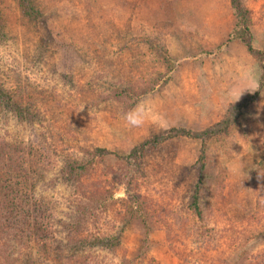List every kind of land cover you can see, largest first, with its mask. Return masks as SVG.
Listing matches in <instances>:
<instances>
[{
  "label": "rangeland",
  "instance_id": "1",
  "mask_svg": "<svg viewBox=\"0 0 264 264\" xmlns=\"http://www.w3.org/2000/svg\"><path fill=\"white\" fill-rule=\"evenodd\" d=\"M118 1L0 0V88L13 104L0 110V164L20 170L24 200L51 231L21 237L0 219V264H264V88L226 135L129 156L171 129L203 131L257 90L230 0H166L177 23L137 21ZM242 2L264 53V0ZM170 55L195 56L209 75L198 96L170 84ZM138 104L147 118L132 127L125 114ZM83 208L92 214L75 232Z\"/></svg>",
  "mask_w": 264,
  "mask_h": 264
},
{
  "label": "trees",
  "instance_id": "2",
  "mask_svg": "<svg viewBox=\"0 0 264 264\" xmlns=\"http://www.w3.org/2000/svg\"><path fill=\"white\" fill-rule=\"evenodd\" d=\"M230 7L235 21L232 29V36L244 46L247 53L258 64V67L261 72L257 90L253 94H247L239 102L229 104L222 118L212 126L205 128L203 131L191 132L185 129H171L169 134L166 136H155L154 138H152V140H144L138 146L132 148L129 154L130 158L136 159V155H138V153L141 154L144 151L145 147L151 144L152 142H154L155 144L161 143L166 139L173 138L175 136L192 137L205 141L211 139L212 137L224 134L226 135L228 133L229 128L237 123L238 117L242 110L249 106V104L256 101L260 90L264 88V53L260 50L255 49L252 46V21L250 17V12L244 6L242 0H230ZM9 101L10 100L7 96V92H4V90L0 88V110H2L3 108L5 110H12V107L10 105L13 104H9ZM18 112L26 113L25 118H27V112H22L21 110H18ZM35 118L36 117L34 114H30L29 121L32 122ZM94 153L99 156L108 154L112 155V153L108 150L98 148L94 150ZM80 167L81 166H78L77 169H80ZM18 172H20L18 168L9 166V164L7 163L0 164V196H3V199H0V219H4V221H6L4 222V224L8 225L7 222H9V217L11 216L12 220L14 221L13 223L15 225L21 226V228L16 226L17 231L24 233V235L21 237L29 238L30 236L28 235L40 234V236L42 235V237L44 238L48 236L47 233H51V231H43V228L41 226L42 220H40L39 218V216H41V211L38 212L36 210V207L34 208L36 204L28 205L27 202L24 200L25 194L23 192H25V190L22 187L23 185L24 187H26V182H22L20 180L21 178H19ZM15 173L17 174L15 175ZM4 202L5 204L3 208H1ZM193 207L196 210V213L199 215V211H197V196L193 197ZM2 211L3 214H1ZM91 214V209L89 210L83 208L82 210H80L78 214H76V216H74L72 220H70L72 225H74L73 227H71V229L74 228L73 230H75V232L80 231L83 228V222H86L84 220L88 219ZM31 219L32 222H30ZM117 242L118 240L116 241L114 236L111 237V239L109 240L108 248L115 245V243ZM36 243H40L38 245L44 247L41 242ZM94 244L96 245V247L99 245L101 248L107 246L106 244H104V242H101L100 240H96Z\"/></svg>",
  "mask_w": 264,
  "mask_h": 264
},
{
  "label": "crops",
  "instance_id": "3",
  "mask_svg": "<svg viewBox=\"0 0 264 264\" xmlns=\"http://www.w3.org/2000/svg\"><path fill=\"white\" fill-rule=\"evenodd\" d=\"M112 2L111 7H114L116 9L117 5H120V2L118 0H110ZM139 0H130L129 5L135 6L134 11L132 12L131 16H133V19H136L137 21H153V22H165V21H171L177 23V20L179 18V14L177 12H171L170 9H168L167 1L166 0H144L142 2H145V4H140ZM127 2L121 3L122 5L128 4ZM152 22V23H153ZM151 23V22H150ZM154 24V23H153ZM206 43L209 46H217L218 42L217 40H214L212 43L206 40ZM240 43V42H239ZM241 44V43H240ZM241 46H243L241 44ZM243 53H247L244 46L242 49H240ZM200 52L199 49L194 48V53L198 54ZM248 54V53H247ZM172 56L173 60H176V63L174 64L173 71L170 73V77L172 78V81L170 80V84H181L185 85L189 91L188 94L190 95H197L200 92L199 87H207L209 84V80L207 78L209 75L204 74V70L195 63V56L188 60L187 57H180V56ZM197 59V58H196ZM185 60V62L183 61ZM211 69V68H210ZM207 73V71H206ZM212 72L209 71L210 78H212L211 75ZM206 75V76H205ZM206 78V81L203 80V78ZM168 85V83H167ZM211 87V86H210ZM191 88V91H190ZM194 88V90H192ZM209 89V88H208ZM154 94H159L158 90H154Z\"/></svg>",
  "mask_w": 264,
  "mask_h": 264
},
{
  "label": "clouds",
  "instance_id": "4",
  "mask_svg": "<svg viewBox=\"0 0 264 264\" xmlns=\"http://www.w3.org/2000/svg\"><path fill=\"white\" fill-rule=\"evenodd\" d=\"M147 113L142 104H138L134 109L125 114L126 122L132 127H140L144 124Z\"/></svg>",
  "mask_w": 264,
  "mask_h": 264
}]
</instances>
